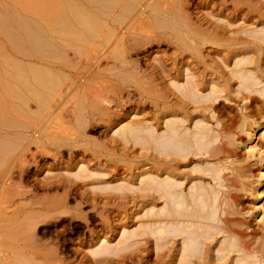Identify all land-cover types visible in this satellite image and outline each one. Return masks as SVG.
Here are the masks:
<instances>
[{"label": "bare ground", "instance_id": "6f19581e", "mask_svg": "<svg viewBox=\"0 0 264 264\" xmlns=\"http://www.w3.org/2000/svg\"><path fill=\"white\" fill-rule=\"evenodd\" d=\"M192 1L80 0L79 5L73 3V6L66 3L65 9L67 10L64 12L70 15V20L68 14H65L68 16L65 19V16L60 13L59 15L65 20L61 19L60 22L59 19L60 24L56 23V28L52 26L53 24L47 28L51 33L57 32L66 37V40L67 37L76 39L69 38L67 41L71 39V41L78 40L82 43L89 38V41H94L95 39L93 40L92 37L98 33L101 26H105V32H103L111 37V40L106 39L110 42L108 49H105L106 55L103 53L102 57L105 60L110 58L113 62L112 68L115 71L113 93L131 86L137 94H140L138 91H141L139 89L143 88V84H147L148 87H152L154 84L157 92L154 98L157 116L154 117L155 121L151 119L154 121L152 122L141 118L138 114L124 113L119 110L112 111L111 108H108L109 106H100L102 114H99L101 110L96 112L89 108L92 113L99 115H95L93 118V115L87 116L89 109L86 111L84 105L82 110H75V107L72 116L77 118L73 122L70 118L67 119L71 121L73 127L76 125L73 129L71 128L72 135L76 134L75 136L82 138L80 141L74 140L75 138L72 140L71 137L69 138L71 140L55 141L54 151L39 147L42 140L39 139L41 129L22 132L21 134L24 136L19 133L21 137L17 139L21 141L18 143L22 156L19 161L20 174L25 172L28 165H32L35 170H38L39 162L44 163L49 158L52 160L51 166L63 167L62 174L45 170V177L41 175L42 181L40 180L41 182L38 183V187L43 193L44 191L47 193L48 190L54 192L51 193V196L41 192L48 201H43L45 202L43 205L46 206L52 202L64 207L63 210L55 214H48L44 213L48 210V206L45 208L42 204L37 203L40 206L37 209L34 205H27V209H24L26 215H23V211L21 212L23 215L20 218L22 226L15 221L20 227L27 229L28 237L33 243L40 237L37 236V225L50 223L62 215L86 223V212L84 213L80 209L84 188L80 193L78 192L82 195L80 197L76 191H71L70 188L73 186L76 188L77 185L88 187L91 193V205L92 203L96 204L97 199H103L107 204L119 201L129 204L131 208L129 211L125 210L127 213H122V215L118 213L121 216L116 218V221L108 219L107 213L104 214L99 210L100 212L95 214H97L102 227L105 228L104 231H90L87 238H81L78 241L79 246L77 247L69 249L65 247L66 245L61 246L57 241H53L52 245L39 243L41 244L39 248L31 249L26 256L14 252L17 255L15 254L16 256L14 255L13 258L16 257L18 263H15L16 258L8 257L9 263L12 260L15 264L264 263V203L262 202L264 195L259 190L264 183V149L254 141L256 130L260 132L258 137L264 138V108L250 110L251 100L254 99L253 94L264 99V0H258L263 2L260 3V6H256L254 0H219L217 3L220 7L210 10L205 9L211 4L210 0H204V6L201 10L197 9L198 11L195 13L189 10ZM227 5L232 7L230 12H227ZM22 18L14 21L17 38H21L35 47L38 45L35 43L36 41L42 42L40 40L42 36L33 30V25L37 23L31 24L29 19ZM37 22L39 23V21ZM120 23L123 25L120 26ZM128 23L137 25L131 31L132 39H129L128 34L124 32ZM38 28L40 29V26ZM47 36L44 40L48 45H51V39ZM162 43H166L168 46L172 44L177 53L150 58L151 61L145 63L147 68L144 70L141 69L137 61L129 59L130 52L148 51L153 45ZM204 45H211L214 53H223L222 56H217L218 61L226 68L223 74L221 70L212 67L208 73L196 71V68L192 67V61L182 54V52L189 54L198 52ZM195 55L194 60L195 58L197 60L198 56ZM191 57H193L192 54ZM52 58L54 57L52 56ZM107 68L109 67L107 66ZM30 70H28L31 73L29 79L22 74L16 75V88L18 90V87L22 90L25 89V92L31 95V97L27 95L29 98L33 97L40 101L43 98L40 96V90L47 88L53 90V79L49 78L52 73H47V75L38 72L40 75H34L35 71L33 73V69ZM100 70L104 71V69ZM78 77L79 79L76 80V77L73 79L67 77L64 79L65 82L62 81L63 84L65 83L62 97L59 96V99L53 102L50 100L51 103H49L47 118L50 121L57 116L58 111L56 112V110L60 106L58 105L59 101L60 103L65 102L66 95L72 96L73 94L70 92L74 89L79 93V98L80 94L83 98L90 96L88 89L91 74L88 72L87 75ZM230 85L233 86L232 90H229ZM59 87L61 88V86ZM104 90H108V88ZM234 90L236 93L241 91V98L240 102L234 105L237 108V114L231 116L230 113L221 110L220 106H225L224 102L231 101L230 92ZM116 93L114 95H117ZM148 94L150 95V93ZM103 96L105 95L101 90L93 92L96 102H104ZM73 97L75 96H72V99H74ZM106 98L109 99V96ZM92 100L90 102H94ZM69 110L71 114L73 108ZM66 114L70 117L68 112ZM62 116L64 117V115ZM96 116L99 119H96ZM60 117L61 115H59ZM56 118L58 119V117ZM261 119L262 122L259 121ZM66 122L68 123V121ZM71 124L70 127H72ZM101 128L103 131H100ZM239 132L245 135L243 141L238 139ZM92 133H99L102 140L106 139L105 142L91 139L93 140L92 145L95 144L100 149L99 153H94V150L91 153L93 167L89 166L91 160L84 159L85 152L89 150L87 145L90 143V138L87 139L86 135ZM29 144L38 148L36 152H29L31 161L25 159V154L22 153V150H28ZM116 145H121L120 148L125 149L127 147L129 151L130 149L137 151V154L134 153L136 155L130 156V158H127L126 155L124 157L128 160V166L124 162V165L127 166L125 176H116L118 170L116 166L107 169L108 165L101 160L102 156L103 158L105 156L107 160L119 157L122 159L121 154L116 157L117 154L113 150V147L117 148ZM241 145V149L245 153L243 152V157L239 159L234 148ZM45 146L43 147L45 148ZM60 148H63L64 152ZM143 150L146 153H142ZM64 153L67 155V160L62 159ZM79 153L83 154L82 157L79 156L82 159H76ZM37 155L40 159H37ZM253 163H257L259 169V175L255 176L256 179L254 177L251 179L250 175L248 178L247 174L249 165L254 166ZM69 166H74V169L69 170ZM130 172L131 175L128 174ZM58 188L62 189L60 194L56 193ZM241 191L244 193L251 191L250 194L256 201L254 203L256 215L252 216L251 213L244 210L245 208L241 205L242 199H240ZM75 196H79L80 200L74 203L75 205L73 204L71 210H68L66 205L69 199H73ZM105 203L103 206H107ZM94 207L92 206V208ZM117 207L119 205L115 208L120 211L122 206ZM252 221H258L257 227L255 225L251 227ZM39 232L42 236L45 230ZM34 245L36 244L34 243ZM18 256H22V258L18 259ZM36 256L43 260H37ZM8 258L6 262L4 261L6 264Z\"/></svg>", "mask_w": 264, "mask_h": 264}, {"label": "rangeland", "instance_id": "374dc122", "mask_svg": "<svg viewBox=\"0 0 264 264\" xmlns=\"http://www.w3.org/2000/svg\"><path fill=\"white\" fill-rule=\"evenodd\" d=\"M77 2H79V3H77ZM217 2L219 3V0H210L209 3H211V4H209L207 7H205V9H207V10L208 9L209 10L210 9H218L220 7V5H218ZM254 2H255L256 6H260L261 5L260 3H263L262 1H258V0H254ZM66 3H70L73 6H74V4L79 5L80 0H74V2H73V0L72 1L71 0H0V133L2 134V135L0 134V138H2V139H0V249L2 248L0 250V261H1L0 264H2L4 261L6 262L8 257L10 259H11V257H12V259H15L16 257L15 258H13V257L17 252H19V254H21L23 256L28 255V251H30L31 249L33 250V248H36V247H37L36 249L39 248V246L41 245L39 243H43V244L48 243L49 245H52L54 238L60 240L66 236L71 237L75 233L71 234V233L67 232L66 234H63V232L68 231L71 227H73L74 224L82 225L80 223V220L71 219V218L64 216V215L60 216L57 220L52 221L50 223L39 224L36 226V229L38 230L37 236L38 237L40 236V237L38 238L39 240L34 241V243L36 245H34V243L29 239L27 229L25 227H20V225H21L20 218H22L23 215L26 213V212H24V209H27V207H28L27 205H29V206L34 205V207L38 209V208H40V206L38 204L40 203L43 205L45 203L43 201H46V199H47V197H45V198L43 197L44 196V195H42L43 191L41 189H39V187H38V183L42 181L41 179L43 177H45V170L46 171H48V170L54 171V173H56V174H62L63 171L61 169H63V167L62 166L61 167L60 166H51L52 160L49 158V159H46V161L44 163L42 161L39 162L40 165L38 167V170L37 169L35 170V167L32 165H28L25 169V172L24 173L22 172V174H20L19 161L22 158V156H21V152L19 150L20 146L18 143V141H20V140L17 139V138L21 137L19 135V133L21 134L22 132L26 133V132H31V130L41 129L42 132L40 130L41 133H40L39 139L41 138L42 140L40 139L41 140L40 141L41 146H39V147H41L42 149L48 150V151H54L55 148L53 145H55L54 144L55 141L57 142L61 139L62 140L69 139L70 137H71V139L75 138L74 140L80 141L82 138V137L80 138L79 136H75L76 134L72 135V133H71V128L73 129L76 126L75 125L73 127L71 124V121L73 122L74 119L77 118L76 116H75V118L72 116V114H74L73 112H75L74 111L75 107H76L75 110H82V106L84 105L83 107L85 108L86 111H87V109L91 108L92 110L94 109L96 112H98V110H101V112L99 114H102V107H100V106H103V107L109 106L108 108H111L112 111L119 110V111L124 112V113L128 112V113L138 114L141 118L148 119L149 121H152L151 119H153L155 121L154 117L157 116V112H156V108H155V102L156 101L154 99L157 92H156V86H154V84H152V87H148L147 84H143V88L139 89L141 91H138L140 94H137L136 90L132 89L131 86H129L130 88L127 86L123 90H121L122 92L121 91H119L117 93L115 92L117 95H114L115 93H113V89H114L113 85L115 86V84H114L113 75L115 74V71L112 68L113 62H112V60H110V58L105 60L102 57L103 53H105V55L107 53L105 49H108L107 47L109 46V42H110L108 40L109 39L111 40V37H108L107 34H104L105 26L104 27L101 26L104 29L101 28L102 30L100 29L98 31L99 35L97 33L96 35H94L96 37H94V36L92 37L93 40L95 39L94 41H89V39H90L89 38L82 43H80L81 41H78V40L77 41H71V39H74V38L69 37V38H71L70 39V41L72 42L71 43L70 41H67V40H69L68 37L66 40V37L61 36L57 32L51 33V31H49V29H47V28L51 27L52 24H53L52 26H55V25L57 26V24H60L59 19H60V22L62 19V17L59 15L60 13H61V15H64V16H65V14H68V13L64 12L65 10H67V9H65ZM204 4H205L204 0H193L192 4L190 3L189 10H190V12L195 13L198 11L197 9L201 10V8L204 6ZM231 9H232L231 5H227V12H230ZM21 17H23L22 19H26V20L29 19L31 24H33V22L34 23L36 22L38 24V25L37 24L33 25L34 26L33 30H35L36 32L35 31L34 32L37 33L38 35L40 34L39 36H42L43 38L41 37V39H40L42 42H40V41L35 42V43H38V45H36V46H38L37 48H36V46L34 47V46L30 45L27 41L21 40V38H17L16 30H14L15 29V25H14L15 22L14 21H16V19L21 18ZM66 18H68V16H65V19ZM104 18H106V17H104ZM63 19H64V17H63ZM70 19H71V17L69 15V20ZM8 20H10V21H8ZM37 21H39V23ZM71 21L73 22V20H71ZM39 24H41V25H39ZM47 24H48V26H47ZM9 25H11V26H9ZM12 25H14V26H12ZM119 25L122 26L123 24L120 23ZM37 26L38 27L40 26V29ZM56 26H55V28H56ZM136 26H137L136 24L135 25H133V24L131 25L129 23L127 24L126 27L128 28V30H127V28H125L124 32H125V34H128V37H130L129 39H132L131 37H133V36H131L132 35L131 31H133V29H135ZM41 29H43L44 32L41 31ZM129 30H130V33H128ZM19 32H21V31H19ZM100 33L102 34L101 36H100ZM45 34H46V36L48 35L47 37L52 40L51 41L50 39H48V40H50V42H52V43H50L51 45H48L47 42L45 41L46 40V38H45L46 36H44ZM58 35H60L61 38ZM105 35H106V37H105ZM102 36L104 39L102 38ZM44 38H45V40H44ZM92 38H91V40H92ZM107 38H108V40H106ZM9 39H11V41H9ZM16 40H17V42H16ZM74 40H76V39H74ZM21 41H23V42L20 43ZM88 42H91V43H88ZM83 43H84V45H83ZM39 44H42V45H39ZM72 45H74V46H72ZM205 46L206 45L201 47V49L198 52H192L190 54L186 53V52H182V54H184V56L187 57L188 60L192 61L191 62L193 64L192 67H195L196 71H199V72L202 71V72L208 73L212 68L213 69L216 68L218 70H221V72L223 74L226 71V68L218 61L219 59L217 57V56H222L223 53H214L211 45H207L206 47ZM30 47H31V49H30ZM175 52H176V49L173 47L172 44L168 46V45H166V43H162V44L153 45L152 48L149 49L148 51L137 52V53L130 52L129 59L132 61H137L138 64L140 65L141 69L143 68L142 70H144V68L145 69L147 68L145 63H147L148 61H151L152 57L170 56V55H172V53L173 54L177 53V52L176 53ZM194 53H196V54L199 53V54L195 55ZM191 54L193 57H191ZM194 55L196 57L198 56L197 60H196V58L194 60ZM52 56L54 58H52ZM51 59H52V61H51ZM201 59H203V60H201ZM196 61H197V63H196ZM199 61H200V63H199ZM52 62H54V63H52ZM216 62H217V64H216ZM105 63H106V65H105ZM64 65H65V67H64ZM107 66L109 68H107ZM208 67H210V68L208 69ZM31 68L33 69V71H32L33 73L35 71L34 75L35 74L38 75L39 74L38 72H40V74L41 73H43V74L52 73V74H50L51 76H49V78L53 79V83H54L53 90L48 89V88L40 90L41 91L40 96L43 97V98L40 97L41 98L40 101L33 99V97L29 98L28 96L31 97V95L28 92H25L26 91L25 89L22 90V88L20 89V87H18L19 88V90H18L16 88L17 86H16V82H15L16 81L15 77L17 78L18 74H22L26 78L28 77V79H29V77L31 76V73L28 70H30ZM100 69H104V71L102 70V72H101ZM36 71H37V73H36ZM88 72H89V74H91V79H90L91 82L89 81L90 87L88 89V90H90V92H89L90 96L83 98L80 94V98H79V95H78L79 93L76 92L74 89L73 91H71L72 93L70 92V94H73L72 96H75V97H73L74 99H72V96L68 97L69 94H67L65 97L66 103L65 102L60 103V101H59L58 105H60V106L57 107V110H56V112L58 111L57 116H56V117H58V119L55 117L50 121V119L47 118L49 103H51V101L53 102V101L58 100L59 96L62 95V90L65 86V83L63 84L62 81L65 82L64 79H66L67 77L72 78V79L76 77L75 80L79 79L78 76L87 75ZM33 73H32V75H33ZM58 76H60V77H58ZM224 76H226V74H224ZM103 78H104V80H103ZM58 81H59V83H58ZM100 85H103V86L100 87ZM59 86H61V88ZM230 87H229V90L230 89L232 90L233 86L230 85ZM107 88H108V90H104ZM227 89H228V86H227ZM21 90L24 92H22ZM96 90L103 91V95H105V96H103V98L105 100L104 102H98V101L96 102V100L93 97V92ZM58 91H60V92H58ZM147 91H148V93H150V95L147 93ZM73 92H75V93H73ZM107 93H108V95H107ZM127 93H129V94H127ZM108 96H109V99H111V100L106 98ZM117 96H119L118 98L120 100L117 98ZM253 96H254V99L251 100L250 110L255 111L259 107L264 108V99L262 97H260L259 95L253 94ZM230 97H231V101L230 102H228V101L224 102L223 101L225 106H222V107L220 106V109L223 110L225 113H228V114L230 113L229 115L232 116V115L237 114V108L234 105L240 102L241 91H239L237 93L235 92V90L233 92H230ZM19 98H21L22 100H20ZM81 98H83V99H81ZM29 99H31V100H29ZM68 99L70 100V102H71V100H74L71 102L72 104L70 102H68L69 101ZM91 99H93L92 101H94V102H90ZM87 100L90 103H88ZM150 100H153V101H150ZM36 101H37V103H36ZM38 102H40V103H38ZM77 102H78V104L79 103L80 104L78 105ZM74 105H76V106H74ZM72 108H73V110H72V113L70 114L69 109H72ZM59 110L60 111L63 110V111L60 113ZM85 110H84V112H85ZM122 110H125V111H122ZM89 111H90V109L88 110V112ZM56 112H55V114H56ZM67 112H68V114H70V117H68V115L66 114ZM88 112H87V116H89V117H91L93 115L92 117L95 118L94 116L98 115L97 113H92V111H90L91 114ZM59 115H61L60 118H59ZM62 115H64V117ZM98 116H96V119H99ZM65 118L66 119L70 118L71 121H69V119L66 120ZM61 120H63V121H61ZM49 121H50V123H49ZM66 121H68V123L69 122L70 123L68 124ZM154 121H152V122H154ZM259 121L262 122V119ZM70 124L72 127H70ZM74 124H75V122H74ZM47 129H48V132H47ZM100 131H103V129L101 128ZM100 131H98V132L100 133ZM72 132L74 133L73 130H72ZM10 133H12V134H10ZM99 133L98 134L92 133L91 135H86V136H88L87 139L90 138V143L87 145L89 150H88V152H85L84 159L89 160V161L91 160V162H90L91 165H89L91 167H93L92 166L93 156L91 153L94 151H95L94 153L100 152L99 147H97L95 144L92 145L93 143H91V142L94 139L97 141L99 140L98 142L104 141V140H102V137L99 136ZM240 133L241 132H239V138L238 139L243 141V139L245 138V135H244V133H241V134ZM255 133H256V136L254 139L255 143L260 145L264 149V138L258 137L259 133H260L258 130H256ZM22 136H24V135H22ZM71 139H69V140H71ZM91 139H93V140H91ZM108 139H109V137H108ZM100 140H102V141H100ZM52 141H54V142H52ZM105 141H106V139H105ZM20 143H21V141H20ZM43 146H45V148ZM116 146L118 149L117 148L114 149V147H113V150L117 154L116 157L119 154H121V157L123 156L122 159H120V157H119L120 155H119L118 156L119 158H117L118 161L115 158L114 159L110 158L107 160V158L105 156H104V158L102 156L101 160L104 161L108 165L106 167L107 169L108 168L112 169L116 166V169H118L116 171V176H121V175L125 176V174H127L126 168L128 166V162H127L128 160H126V158H124V157L126 155V156H128L127 158H130V156L136 155L137 151L131 150V149L129 151V149L127 147H126V149L123 147L120 148L121 145L120 146L116 145ZM241 147H242V145L234 148L236 156L239 159L242 158L243 154L245 153L241 149ZM60 149L64 152L63 148H60ZM109 149H111V148H109ZM124 149H125V151H122ZM37 150H38V148L35 145L29 144L28 150H26V151L22 150V153L25 154L24 155L25 159H27V160L29 159L28 161H31L30 156H29V152H36ZM122 152H124V153H122ZM141 152L146 153V151H144V150ZM134 153H136V154H134ZM147 154H149V153H147ZM82 155H83L82 153H79L76 159H82L81 158ZM18 156H19V159H18ZM79 156H81V157H79ZM37 159H40V157L38 155H37ZM62 159L67 160V155L65 153L62 155ZM141 160H142V158H141ZM124 162L127 163V166L124 165L125 164ZM148 164H149V162H148ZM148 164H146V165H148ZM251 164L249 165L250 168L248 167V172H247L248 178H250V176H251V179H252V177H254V179H256L257 177L255 178V176L259 175L258 164L253 163L254 166H251ZM68 169L73 170L74 166H69ZM250 171H251V173H250ZM128 174L131 175L132 173L130 172ZM41 175L43 176L42 178H41ZM82 188H84L82 192L85 193V194L83 193V196L79 194L81 192ZM25 189H27V190L25 191ZM70 189H71V191L72 190L76 191L77 194L80 195V197L82 196L83 201L81 202L82 206L80 204V209L82 210V212H84V213L86 212L85 214H86L88 220L91 221V223L94 221L98 222L94 225L91 223L87 224V226L88 227L91 226V227L96 228V229L98 228L97 229L98 232H102L105 229L100 224V220H99L97 214H95V213H98L99 210L101 212H104V214L107 213L108 219H113L114 221H116V218L120 217L122 215V213L123 214L127 213V211H129L131 208L129 206V204L120 203L119 201L115 202L113 204L108 202V204H107L104 202L103 199H100V200L97 199V201H96L97 206H96V204H93V203L91 205V199H90L91 193L89 192L88 187L77 185V188L73 186ZM259 190H261L262 194L264 195V183H263V186L261 185ZM17 191L18 192L20 191V193H18ZM29 191H30V193H29ZM52 191L53 190H48L47 193L49 196L52 195L51 193H54ZM31 192H32V195H31ZM61 192H62L61 188H58L56 191L57 194H60ZM245 192L251 193V191H245ZM47 193H45V191H44L43 194H47ZM250 193H244L243 191H241V194L243 196V198H242V196L240 197V199H242L241 205L243 206V208H245L244 210H247L249 214L251 213L250 215L254 216V215H256V211L254 209L255 208L254 203L256 201L254 200L255 198H253V195ZM28 196H29V198L30 197L31 198L29 199ZM78 197L79 196H75L73 199L72 198L69 199V201L66 205L67 206L66 208L68 210H71V208H73V206L75 205L74 203H76L80 200V198H78ZM29 200L31 201V203ZM26 201H28V204H26ZM46 202H48V201H46ZM262 202L264 203V199ZM104 203L107 204V206H103ZM118 205H119V207H117V208H120L122 206L120 211H119V209L115 208ZM20 206H21V208H20ZM46 206H48V210L44 211V210H46V209H44L43 211H44V213H48V214L58 213L59 211L63 210V208H64L61 205H58V204L52 203V202H49ZM46 206H44V207L46 208ZM92 206L93 207L95 206V207L92 208ZM102 207L103 208L105 207L106 209L104 208L105 209L104 210ZM122 209H124V211L125 210H127V211H125V212L121 211ZM95 211H97V212H95ZM21 212L23 213V215L21 214ZM118 213L121 215H119ZM15 221L17 223H20V225L16 224ZM14 223H15L16 228L14 226ZM251 223H252L251 227H254V225H255V227H257L256 225L259 224L258 221L257 222L252 221ZM74 227L76 228V226H74ZM54 229H55V231H54ZM42 230H48V231H45L44 234L41 236L39 231H42ZM18 231H19V233H18ZM57 236H58V238H57ZM23 240L26 242H24ZM27 242H28V244H27ZM68 245L74 246V247L79 246L77 241H75L73 243H67V246ZM19 247H20V249H19ZM14 252H16V253H14ZM1 256H2V258H1ZM3 258H5L6 260ZM9 258H8V263L10 262ZM21 258H22V256H18V259H21ZM36 258H38L37 260H41V261L43 260V258H40L39 256H36ZM15 261H16L15 263H18L17 258ZM5 262H4V264H6ZM12 262L9 264H15L14 260H12ZM262 264H264V263H262Z\"/></svg>", "mask_w": 264, "mask_h": 264}, {"label": "flooded vegetation", "instance_id": "af4514ba", "mask_svg": "<svg viewBox=\"0 0 264 264\" xmlns=\"http://www.w3.org/2000/svg\"><path fill=\"white\" fill-rule=\"evenodd\" d=\"M87 221H86V223H83V221L81 222V220H80V223H82V225L74 224L73 227H71L68 231L63 232V234H66L68 232V233H71V234L75 233L76 235L74 234L71 237L70 236H66V237H64V238H62L60 240L54 238V241H57V243L61 244V246H65L66 245L65 246L66 248H69V249L70 248H74V246H70V245L67 246V243H73L75 241H77V243H78V241L81 238H87V236H88L90 231H97V229H98V228L97 229L93 228L91 226L88 227L87 224H90L91 221L88 220V218H87ZM96 223H98V222L94 221L91 224L94 225ZM74 226H76V228ZM45 231H48V230H45ZM54 231H55V229H54ZM57 238H58V236H57ZM75 247H77V246H75Z\"/></svg>", "mask_w": 264, "mask_h": 264}]
</instances>
